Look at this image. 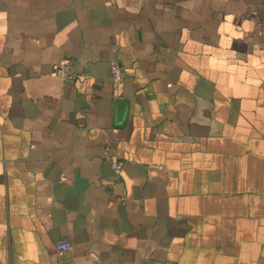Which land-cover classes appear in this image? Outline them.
<instances>
[{
  "label": "crops",
  "instance_id": "0c3cea01",
  "mask_svg": "<svg viewBox=\"0 0 264 264\" xmlns=\"http://www.w3.org/2000/svg\"><path fill=\"white\" fill-rule=\"evenodd\" d=\"M0 264H264V0H0Z\"/></svg>",
  "mask_w": 264,
  "mask_h": 264
},
{
  "label": "built area",
  "instance_id": "2783aa9c",
  "mask_svg": "<svg viewBox=\"0 0 264 264\" xmlns=\"http://www.w3.org/2000/svg\"><path fill=\"white\" fill-rule=\"evenodd\" d=\"M110 69H111V73H112L114 79H116V80L121 79L122 72H121V69L116 62L113 61L110 63ZM55 75L60 77V78H64L66 80H69V81H73L76 78V76L73 73L66 71L63 67H58L55 70ZM122 166H123L122 162H120V161H114L112 163V169L116 175H119L121 173ZM57 250H58L59 254H62L63 252L70 250V245L66 242H59L57 244Z\"/></svg>",
  "mask_w": 264,
  "mask_h": 264
}]
</instances>
